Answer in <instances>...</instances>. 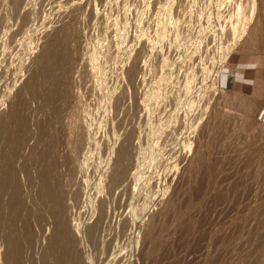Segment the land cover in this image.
I'll use <instances>...</instances> for the list:
<instances>
[{
	"label": "rangeland",
	"instance_id": "1",
	"mask_svg": "<svg viewBox=\"0 0 264 264\" xmlns=\"http://www.w3.org/2000/svg\"><path fill=\"white\" fill-rule=\"evenodd\" d=\"M13 6L0 0V117L22 99L23 115L46 127L42 139L36 130L23 133L12 166L22 193L15 212H30L32 264H62L48 253L51 209L34 185L35 155L55 137L61 144L46 163L57 164L52 185L64 198L61 217L81 264H224L235 258L234 248H264L254 212L264 204V132L257 137L264 125L247 126L244 113L250 97L264 99V88L250 95L219 81L231 57L264 55V0H22L18 11ZM55 36L68 38L61 74L66 99L43 108L37 92L46 77L32 65ZM135 58L140 70L134 90H127L137 98L130 167L114 185L110 165L122 142L113 133L115 100ZM31 83L34 93L25 89ZM260 103L253 104V117ZM205 173L197 206L183 215L190 230L181 231L187 185ZM100 209L99 232L88 238L85 229ZM15 212L8 222H16ZM1 241L0 234L4 264Z\"/></svg>",
	"mask_w": 264,
	"mask_h": 264
},
{
	"label": "bare ground",
	"instance_id": "2",
	"mask_svg": "<svg viewBox=\"0 0 264 264\" xmlns=\"http://www.w3.org/2000/svg\"><path fill=\"white\" fill-rule=\"evenodd\" d=\"M256 2H258V1H256ZM10 3H13L14 4L13 8H15L16 11H18L19 8L21 7L22 0H10ZM254 7H256V6H254ZM21 21L24 22L25 19H23ZM260 28H261V26L259 23L254 25L255 31H257L256 35H258L259 37H261V35H262V32H260L261 31ZM226 42L229 46L233 41H226ZM67 46H68V38L66 36H55L53 39L47 41L45 47L43 48L42 51H40V53L38 54L36 60L34 61L33 65H32L33 69L38 74L46 77V83H45L46 85L44 87H42L41 90H39L37 92L38 96L39 95L44 96V100L42 102L43 105H41L42 107L43 106L48 107L49 105L52 106V105H54V103L56 101L57 102H58V100L64 101L66 99L65 90L62 88V87H64L63 83H62V77L67 72L66 71L67 67H65V65H67V59L69 58ZM248 54H250V53H248ZM225 62L226 61L224 60V62H222L221 65L223 66V63H225ZM138 70H140V69L137 66L136 58H135L133 60V62H131L127 71L125 72V75H124L125 82L123 83V86H122V92L119 96L116 97V100H115V103H116L115 105H117L116 109H115L116 125L113 128L114 129L113 133L117 134L118 136H121L122 142H121V145L115 149L114 156H113V159H112V162L110 165L111 172H110L109 177H110L112 184H114V185L116 183H118V181L126 178L128 176V173H129V167L130 166H129V157L127 155V152H129V150L132 149L131 140H132L134 133H135V130L133 128V119H134V115H135V110L137 108V106H136L137 105V98H136L135 94L134 95L132 94L133 92L131 93L132 96H129L127 94V90H129L131 88L134 90L135 78H136L135 76L137 75ZM215 71H216L217 75H214ZM218 71H220V67H218V65H216L212 70V75H214V79L212 78L213 81L212 80L211 81L213 84L215 82H217ZM57 72H59V73L57 74ZM61 74H63V75H61ZM212 83H211V85L213 86ZM215 85H216V83L214 84V86ZM34 86H35L34 83L33 84L32 83L27 84L25 89L27 88V89L31 90L32 93H34L33 92ZM262 87L264 88V84ZM137 93H138V91H137ZM255 98L250 97V99L252 100L251 101L252 103H249V107L247 105V108L244 111V113L246 115L245 117L247 119H250L247 122V126L252 127V125L258 124L261 128V125H263V124L259 123V121L257 120V115L260 113V110L262 109V106L264 105V99L259 100V99H255ZM258 101H260L262 103H260L259 107L256 106L258 108L256 110L254 117H253V112H254L253 111V104H255ZM41 106H40V108H42ZM58 106H59V104H58ZM25 107H26L25 101H23L22 99H16L15 101H13L11 108L9 110H7L0 117V225H1L0 226V228H1L0 234H1V239H2L1 242L3 244V249H4V251H3L4 252V264H32L31 259L29 258V256H27V253H26V251L29 249V247L31 246V243H32L31 231H30V228L28 225L29 224L28 221L30 218V212L27 211L26 208H23V209L20 208L21 211L20 210H19L20 212L17 211V212H19L18 215L15 212L14 208H15L16 204L18 203V201H17L18 197H20V195L22 193H20L19 185L15 181V175H13V173L15 174V170H14V172H12L13 171L12 168H15V166L14 167H12V166H13V163L15 164L14 160H15L16 156H14V154L17 152L16 149H17V146L20 144L21 139H23V138H21V137H23V133L27 129H30L32 131L34 130L33 131L34 134L35 133L37 134V132H38L41 135V139H42V135L44 134L46 127L43 126L42 124H35L34 122L29 121L26 118V116H24L22 113ZM43 108H45V107H43ZM120 108H123V109L120 110ZM57 110H58V108L56 106L52 107L53 113H56ZM35 130L37 132H35ZM263 132H264V130L259 131L257 137H261ZM243 134H245V133H243ZM44 136H46V135H44ZM39 137L40 136H38V140L40 139ZM58 140L56 139V137L50 139L49 142L47 143L48 144L47 148L45 150H41V152H38L35 155L36 169L34 171L35 172L34 173V175H35L34 176L35 177L34 178V180H35L34 185H36V192H37L36 194L38 195L37 197H39L40 198L39 200H41L43 202V203L42 202L41 203L44 204V202H45V204L49 205V207L51 209L50 221L52 223L53 228H52L51 239H50V241L48 243V247H47L48 253L53 254L58 263L81 264L80 255L78 253H76L74 248L71 246L70 235H69V232L67 230L66 223L61 217L62 210H63L64 198H63V196L61 197L60 195H58L57 189L55 188L56 186L54 187L53 186L54 184L52 185V181H54L56 176H58L57 171H56V165L57 164H56V162H52V161L50 163H46L48 154L50 152L54 151L56 149V147H58V144H61L60 140L58 143ZM250 143H249V145H250ZM263 143H264V141H263ZM21 145H19V146L21 147ZM250 148H254V147L252 146ZM15 150H16V152H15ZM49 155L51 156V154H49ZM13 158H14V160H13ZM53 158H54V156H53ZM48 159H50V158L48 157ZM226 160L227 159H225V161ZM231 162H232V160H231ZM226 163H225V165H228ZM216 164H217V162H215L213 164L214 169H215V167H217ZM225 165H223V166H225ZM32 175H33V173H32ZM248 175H249V173H248ZM205 177H207L206 173L200 174L198 177L197 176L195 177V179L193 181L194 182L193 186L186 184L189 188L186 189L187 195H183L182 204L180 207V215L182 217V220H180L181 231L185 232V231L190 230V226H189V224H187L186 219L183 218V215L187 211H189L192 208H194L195 206H197L196 204L198 203V199L200 198V194H202V192L204 191L202 184L204 182ZM16 178H17V176H16ZM31 178L33 179V177H31ZM54 183H55V181H54ZM260 190H261V188H260ZM263 193H264V191H263ZM125 196H127V194H125ZM5 197H6V199H5ZM219 199H220V197L217 196V197H214L212 199V201L217 202V201H219ZM221 200H222V198H221ZM46 210H47V208H46ZM13 211L16 213L15 214L16 217L14 216V219L16 218L15 219L16 222L14 221L15 222L14 223L12 221L13 222V224H12L11 221L8 222V218L10 217V215H12L14 213ZM48 211H49V209L46 212H48ZM102 212H103V209H100L99 216L97 217V219L91 225L86 227L85 235L88 236V238L92 239L98 234L99 229H100V225H101V222L103 219V213ZM254 212L256 213V218L258 217L260 224L264 227V204L260 205L257 208V210H255ZM254 212H253V214H254ZM48 216H49V214H48ZM12 219H13V217H12ZM16 223H20L19 224L20 226H18ZM8 227L10 228V230ZM17 227H19V228H17ZM194 228L195 227H193V229ZM8 231H10V232H8ZM18 238L20 240H18ZM241 245H243V244H241ZM155 249H156V247H155ZM155 249H152V251L150 252L151 255L154 254ZM234 250H235V253H234L235 258L234 257L231 258L230 261H226V262L223 261L224 264H264V248L260 244H258V245L255 244V246L252 249L250 248L249 250H245L242 246L234 248ZM214 254H215V252H214ZM205 257H206V255H205ZM208 257H210V256H208ZM216 258H217V256H216ZM212 259L215 260V258H212Z\"/></svg>",
	"mask_w": 264,
	"mask_h": 264
},
{
	"label": "crops",
	"instance_id": "3",
	"mask_svg": "<svg viewBox=\"0 0 264 264\" xmlns=\"http://www.w3.org/2000/svg\"><path fill=\"white\" fill-rule=\"evenodd\" d=\"M220 83L225 90L248 93L259 90L264 84V55H239L228 59Z\"/></svg>",
	"mask_w": 264,
	"mask_h": 264
},
{
	"label": "built area",
	"instance_id": "4",
	"mask_svg": "<svg viewBox=\"0 0 264 264\" xmlns=\"http://www.w3.org/2000/svg\"><path fill=\"white\" fill-rule=\"evenodd\" d=\"M257 120L264 125V105L262 106L260 113L257 115Z\"/></svg>",
	"mask_w": 264,
	"mask_h": 264
}]
</instances>
